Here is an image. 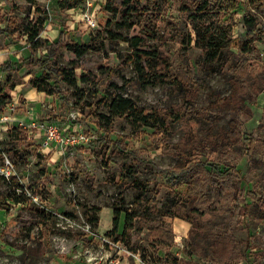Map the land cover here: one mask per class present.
<instances>
[{
	"label": "rangeland",
	"instance_id": "1",
	"mask_svg": "<svg viewBox=\"0 0 264 264\" xmlns=\"http://www.w3.org/2000/svg\"><path fill=\"white\" fill-rule=\"evenodd\" d=\"M61 1L0 0L2 92L8 93L10 101L31 99L38 108L37 119L56 123L65 135L85 136L74 145H57L46 153L41 152L39 136L28 139L20 131L6 135L2 146L16 174L14 183L0 178V264H212L211 259L219 264L214 258L217 253L226 255L220 264H264V0H237V7L225 14L232 36L214 73L199 71L200 49L193 42L190 46L181 42L192 30L188 16L193 0H92L91 5L79 0L73 8H65ZM87 11L96 21L93 28L82 19ZM37 18L43 19V25L36 37L38 47L32 49L24 29ZM253 36L254 50L245 54L241 44ZM59 37L98 50L80 57L59 51L58 66L71 61L79 65L78 88L60 82V92L50 95L30 86L28 79L43 71L27 62L31 56L45 55ZM135 47L170 55L173 66L186 65L203 79L206 89L196 102L199 111L207 105V90L228 91V79L237 66L244 65L245 77L258 81L259 91L249 89L244 97L250 119L243 124V134L253 142L251 156L243 144L197 154L204 163L222 160L239 170V209L234 216L229 209L208 214L202 228L179 218H164L165 230L173 237L170 246H151L153 234L148 226L157 223H140V209L124 238H117L132 203L151 196L150 192L141 196L129 184L140 181L155 189L157 207L166 205L168 191L184 193L191 170L175 171L177 155L172 145L182 142L189 130L204 135L209 121L184 117L165 132L128 116L114 117L110 127L99 119L97 115L107 114V108L98 99L119 91L146 111L158 112L168 123L169 111L181 104V94L167 84L139 79L131 59ZM82 73L85 82L80 81ZM114 85L122 88L115 90ZM23 110L19 107L17 112L22 115ZM221 115L220 126L229 118L228 113ZM13 197L22 201L15 202ZM115 209L121 213L114 229ZM211 233H226V248L218 250Z\"/></svg>",
	"mask_w": 264,
	"mask_h": 264
},
{
	"label": "trees",
	"instance_id": "2",
	"mask_svg": "<svg viewBox=\"0 0 264 264\" xmlns=\"http://www.w3.org/2000/svg\"><path fill=\"white\" fill-rule=\"evenodd\" d=\"M134 0H126L131 3ZM256 1V0H251ZM65 8H73L79 5V0H62ZM237 7V0H193L192 12L189 14V25L191 32L187 37H182L181 42L190 46L194 43L196 48L201 51V60L197 63L198 70L204 73L216 72V65L223 58V51L230 42L232 36L231 24L224 19L225 14L230 13ZM43 25V19L37 18L32 27L27 26L24 34L30 42L31 48L38 47L36 37ZM13 29H11V32ZM185 36V35H184ZM260 38V37H257ZM255 37H251L241 44V51L251 54L254 50L253 42ZM68 50L76 57L84 55L89 50H98L97 47L88 43L70 42L61 40L60 37L54 40L49 46L45 55L40 57L31 56L27 65L38 66L43 74L33 76L28 79L32 88L37 91H44L47 94L60 92V82L68 87L77 90V79L75 71L79 65L71 61L68 65L58 66L56 59L59 51ZM131 59L136 62L139 79L142 82H152L154 84L165 83L173 91L181 94L182 102L178 107H173L166 119L156 111L148 112L143 106L137 105L133 100L124 96L120 91L98 99V102L107 108V114H98L99 119L105 121L110 127L112 119L117 116H128L137 123L155 128H162L169 132L172 123L183 120L184 117H197L206 119L209 125L205 129L204 135H195L193 131L186 132L185 139L173 144L177 159L174 169L178 173L191 170V175L186 182L187 188L184 193L173 190L166 193V205L157 207L153 204L155 189H149L145 183L133 181L129 184L131 188L138 190L141 196L150 192V197L139 198L132 203V209L126 212L123 232L117 238H124L127 226L135 218L136 209H140V223L149 224L151 221L156 225L148 226L152 230L153 239L150 244L152 247L157 245L170 246L173 237L165 230L162 220L164 218H179L189 222L192 226L202 228L205 224V217L210 214H219L224 210H230L232 216L239 209L240 202L237 198L239 184L242 179L241 173L234 166L219 160L216 164L204 163L197 159V154L208 148H223L228 144H243L244 152L251 156L253 142L250 137L243 134V124L250 119V113L244 107V97L249 89L258 92V81H251L247 76L248 72L244 65H239L234 69V73L229 77V88L226 93L207 90V105L202 111L196 107L200 91L206 89L203 79L197 76L186 65L173 66L170 55L163 56L157 51L134 48ZM52 61V62H51ZM143 61V65L142 62ZM51 62V63H50ZM83 73L80 81L87 79ZM52 80V83H50ZM122 85H114L115 90H120ZM10 101L8 93L0 94V105ZM221 112L229 114L225 125H219L223 119ZM171 123V124H170ZM101 128L103 125L97 123ZM105 125V126H106ZM220 146V147H219ZM15 202H21L22 198L13 197ZM246 203L243 204L245 215ZM121 211L114 210L113 228L118 225V218ZM98 220L96 217L94 221ZM212 244L218 247L224 246L227 241L226 233H211ZM214 254L215 251L213 250ZM224 253V252H223ZM226 255L217 253L214 258L217 262L224 263ZM212 264H216L213 259Z\"/></svg>",
	"mask_w": 264,
	"mask_h": 264
},
{
	"label": "built area",
	"instance_id": "3",
	"mask_svg": "<svg viewBox=\"0 0 264 264\" xmlns=\"http://www.w3.org/2000/svg\"><path fill=\"white\" fill-rule=\"evenodd\" d=\"M88 5L92 4V0H80ZM85 24L93 28L96 26L94 16L88 11L82 13ZM2 90L0 88V94ZM31 99H23V101H7L0 105V178L8 183H14L15 167L12 158L3 148L2 143L8 133L20 131L26 135V138H36L39 136L42 140L40 145L41 152L49 153L57 145L61 148L74 145L85 139L84 134L65 135L64 129L60 128L56 123L41 121L38 118V108L32 105ZM19 107H24L22 115L17 112Z\"/></svg>",
	"mask_w": 264,
	"mask_h": 264
}]
</instances>
